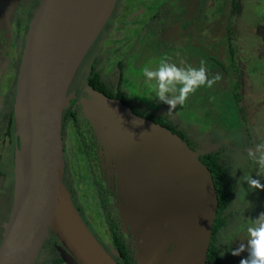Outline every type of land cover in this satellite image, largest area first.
<instances>
[{"label": "water", "instance_id": "95a60500", "mask_svg": "<svg viewBox=\"0 0 264 264\" xmlns=\"http://www.w3.org/2000/svg\"><path fill=\"white\" fill-rule=\"evenodd\" d=\"M18 0H0L10 35ZM117 0H37L15 82L19 140L0 264H33L51 233L65 264H119L90 231L63 180L62 116L71 81ZM79 98L114 185L137 264H205L218 197L197 149L89 84ZM23 157L25 167L17 158Z\"/></svg>", "mask_w": 264, "mask_h": 264}, {"label": "rangeland", "instance_id": "374dc122", "mask_svg": "<svg viewBox=\"0 0 264 264\" xmlns=\"http://www.w3.org/2000/svg\"><path fill=\"white\" fill-rule=\"evenodd\" d=\"M156 1L126 0L122 13L120 9L121 18L119 19L118 16L113 18L107 28L108 31L112 26L115 29L110 32L107 29L105 32L100 31L101 33L99 32L92 43L77 68L76 83L72 87H76V90L82 87L84 91L87 87L84 78L88 73L89 63L93 59L96 60V68L100 69V77L109 84L116 83L118 75L120 76L118 71L120 68L124 79L121 86L126 92L127 99L137 104L135 108L165 115L177 128L183 129L182 131L186 133L187 138L199 153L223 145L227 147L226 150L225 147L223 148L224 159L229 166L231 178L236 181V184L238 183L230 209L237 210V213L229 219V225L218 233L217 244L223 249L225 261L240 264V261L248 256L247 251L240 255H233L232 250L238 248L240 243L247 242V227L253 219L264 213V189L261 192L257 191L258 194H255V191L252 193L253 191L251 192L249 185L245 182L249 175L258 178L256 177L257 168L252 161H248L247 151L257 144L258 139L264 140V54L254 57V54L264 49V40L259 37L264 36V0H237L240 3V14L236 16V19L230 12L232 0H158L157 3ZM140 5L146 7L145 13L136 14L133 20L127 22L125 18L128 12ZM155 10L157 12L148 17V14ZM16 15L20 18L19 12ZM233 21H236L235 33H237L234 41L229 42L226 38L219 40L220 33L226 35L227 25ZM126 22L127 28H125ZM143 23L145 26L141 28L140 33L135 34L139 30L137 26H143ZM254 26L262 31L257 34L258 36L253 30ZM212 39L217 40L213 45ZM233 43L237 44V48L233 46ZM254 50L257 52L254 53ZM234 52H237V55L232 62ZM12 56L15 60L19 59L18 55ZM207 57H215V59L210 62L206 60ZM239 57L240 61L237 63ZM7 58L11 59V55L7 54ZM162 59L180 66L191 65L196 68L200 66V61L204 60L208 72L220 74L221 78L210 88L206 86L197 88L189 94L183 105L177 104L175 108L168 111L169 106L156 99L155 92L145 85L143 76L144 67H156ZM116 61L120 62L122 68ZM237 79L239 85L235 88ZM67 95L69 101V98L76 94L72 91ZM228 103L239 111L238 114L233 111L227 119H224L226 113H223V109ZM2 112L3 109L0 110V114ZM77 112L78 125L84 128L85 116L81 105ZM213 119L220 123L213 122ZM11 134L13 135V131L10 128L8 136ZM236 135L237 143L229 144L231 137V141L235 142L233 138ZM8 138L12 144L13 137ZM73 146L74 149L78 147L76 139H73ZM0 151L2 169L8 177H12L11 169L15 154L2 148ZM17 162L19 166L25 167L24 159L20 155ZM78 168L88 171V165H84L83 161ZM9 180L11 184L12 180ZM74 182L76 193L77 191L79 193V201L82 203L85 198L89 200L88 204L91 207L96 206L93 195H91L93 197L81 195V189L88 184H83L84 187L80 188L77 177L74 178ZM4 196L0 199V206L3 204ZM8 197L10 198V195ZM109 197L108 206L118 220L123 235L131 241L130 246L135 254L134 235L128 226L123 227L119 219L115 190ZM9 204L10 202L7 203V207ZM238 210L242 212L238 213ZM89 212L95 218L98 217L99 223L104 227L101 207L91 209ZM84 220L87 221L85 218ZM6 223L2 225V228L0 227V241L4 236ZM103 229L105 230V227ZM54 258L53 254L45 256L40 264H53Z\"/></svg>", "mask_w": 264, "mask_h": 264}, {"label": "trees", "instance_id": "16d2710c", "mask_svg": "<svg viewBox=\"0 0 264 264\" xmlns=\"http://www.w3.org/2000/svg\"><path fill=\"white\" fill-rule=\"evenodd\" d=\"M126 2V0H117L116 4L110 14V16L108 17L105 25L103 26V29L101 30V32H105L107 27L109 26V23L111 20H113L114 16H118L119 18H121L120 14L122 13V9H123V5ZM159 2L158 0L156 1V3ZM238 5V3H237ZM237 5H234L235 8H237ZM120 9H121V13H120ZM157 12V10L152 11L151 13H153L152 15H154ZM119 13V14H118ZM232 24H228L227 25V34L232 33ZM100 32V33H101ZM231 42V41H230ZM234 46V45H233ZM231 50H234L232 47H230ZM232 62H234V58H232ZM96 60L93 59L91 66L89 68L88 74L86 76V83L89 84L90 86H92L93 88L105 93L107 96L109 97H114V98H118L120 100H122L124 103H127V96H126V92L122 89V82H124V79L122 77V74L120 73V76L117 80V85H115L114 87L112 85H109L107 82H105L104 80H102L100 78V69L96 68ZM237 71V70H236ZM240 75V73H239ZM237 85H235V88L238 87V82L239 80H236ZM76 99L77 98H71V100H69L68 102V106L66 107L65 111L63 112V128L64 131L67 132L68 134L70 133L69 127L72 126V129L74 131V133L76 134V140L78 143V147L76 149H71V142L67 143V146L65 148V153H64V159L67 163V165L63 168V173L65 175L64 181L66 183V187L68 188V190L70 189V193L72 194V197L75 196V198H79V193L77 191V193L75 192V182H74V178H78L79 183H80V188H83L85 184V180L88 176V172L87 171H82V169L78 168V166L80 165V163L83 161V164L85 165H94L96 164V160H97V156L95 154V150H94V144L93 142H89L88 138V133H85L80 131L79 133H77L74 130V127L76 125V111L75 109L72 108V106L74 104H76ZM10 107L12 102L10 103ZM78 104V103H77ZM131 108L133 109V111L141 116L147 117V118H151L161 124H163L164 126H166L167 128L171 129L173 132H176L177 134H179L185 141H187V143L189 144L190 147L194 148L193 143L187 138L186 134L184 131H182L181 129L177 128V126L172 123L165 115H157L149 110L143 109V110H139L137 108H135L132 104H131ZM232 110V111H230ZM240 110L243 111V108L240 107ZM11 111V110H10ZM234 111V113L236 112L238 114L239 109H235L234 106H232L230 103L226 104L224 109H223V113H226V116L224 117V119H227L228 115L231 114ZM221 113V112H220ZM241 115L244 117V119H246V117L244 116V114L241 112ZM9 119H12V113L10 112L9 115ZM213 122L219 124L220 121L218 122V120L213 119ZM74 125V127H73ZM216 125V124H215ZM75 138V137H74ZM72 139V138H71ZM232 137L229 140V144L231 142V144H235L237 143V135L236 137L233 138V141H231ZM264 141L263 139H258L257 143H260ZM225 147L226 150V146H219L213 150H210L208 152H204L202 154H200V159L201 161L209 168L212 179H213V183L216 189V193H217V197H218V206H217V211H216V216L214 218L213 221V225H212V230H211V239H210V243H209V247L207 250V254H206V261L205 264H232L229 263L227 261L224 260V256H223V252H222V247H220L217 244V235L218 233L225 229L230 221L229 219L231 217L234 216L235 213H237V210H232L230 209V204H231V200L234 197V194L237 190V186L238 183L236 184V181H233L234 179L231 178L230 175V171H229V166L226 163L225 159H224V152H223V148ZM248 161L251 162V160L248 158ZM94 168L95 167H88V171L91 172L93 174V177H95V173H94ZM259 178V177H258ZM261 183L264 184V170H261ZM95 181V180H93ZM86 184H88L87 186H85L83 189H81V195L84 197L86 195L87 196H91V195H95L94 191L92 190V188L94 189V187H96L94 182L91 181H86ZM249 189H251V192L255 194H258L257 191H260L262 189H253L250 185L248 187ZM97 193H98V198H94L93 196V201H95V205H92V207L88 204L89 200H85V198H83L82 203L78 200L76 201L77 203L75 204V207L80 210H82V212L84 211V208H86L85 211H90L91 209L94 210V208H98L99 206H101L102 208V212L101 215H103L104 217V224L106 227V231H107V235L109 236V238L106 239V241H108L110 243V246L112 249H114L117 252V255H115V259L118 261L119 264H137L136 258L134 256V251L131 248L129 242L124 238L123 234L121 233L120 229H119V225L118 222L116 221V217L112 214V211L110 210V208L108 207L109 205V193H105L104 190L102 189V184H100V182L97 184ZM253 195V194H252ZM260 195V194H259ZM252 197V196H251ZM261 198V195H260ZM89 209V210H88ZM79 211V210H78ZM236 211V212H235ZM241 210H238V213H241ZM103 230H101V236L105 237L103 235ZM106 235V237H107ZM51 238L56 239L55 236L53 235V233H51ZM45 249L50 247V252L54 254L55 258L53 260L54 263H59L61 262V259L57 253V251L55 250V248L53 247V245L51 244L50 240H46L45 242ZM105 245V244H104ZM107 247V246H105ZM108 248V247H107ZM49 249V248H48Z\"/></svg>", "mask_w": 264, "mask_h": 264}, {"label": "flooded vegetation", "instance_id": "af4514ba", "mask_svg": "<svg viewBox=\"0 0 264 264\" xmlns=\"http://www.w3.org/2000/svg\"><path fill=\"white\" fill-rule=\"evenodd\" d=\"M237 3H238V5H237ZM36 5H37V0H18L17 1V5L15 7V11H14L13 17L11 19V25H10L11 33H10V35H8V33L5 32L3 29H0V110L3 109V112L0 114V120H1V125H2V127L0 128V130H1L0 134L2 135V137L0 138V148H2V150L8 151L10 153L14 152V154H15L16 150L19 148V145H20L19 140H18V136L16 134V130H15V124H14L15 123V120H14V118H15L14 117L15 82H16V76H17L18 66H19V62H20L23 42H24L25 31H26V28H27L28 21H29L31 15H32ZM234 5H237V8H235ZM145 9H146L145 6L140 5V6H138V7H136L134 9V10H136V12H134V10H130L128 12L126 18H125L126 21L129 22L130 20H133L135 18V16H137L136 14H140V15L144 14L145 13ZM17 12H19L20 18H19V16L16 15ZM132 12H134V13L131 14ZM230 12H231V14H233L235 16V19H236V16L240 14V3L237 0H232L231 1ZM152 14L153 13L150 12L148 14V17H150L149 15H152ZM218 17H220V16H218ZM114 18H116V17H114ZM213 20H214V18L212 19V21ZM216 20H217V18H216ZM127 22H126L127 26L125 28L128 27V23ZM143 24H142L143 26H140V25L137 26V29H139V30L135 34H137V33L139 34L140 33L141 28L145 26V23H143ZM230 24L233 25L232 26V33L231 34H226V35L224 33H220L219 40H224L226 38V40L229 41V42L230 41H234V39H235V37L237 35V33H235L236 21H233V23L231 22ZM116 25H117V23H116ZM107 28H109V26ZM253 28H254L253 30L255 32V35H257L259 32H262L260 29H256L255 26ZM113 29H115V27L112 26L111 29L109 31L107 29V31L110 32ZM259 37L264 40V36H259ZM209 39H210V37L208 38V40ZM115 40H117V39H115ZM215 41H217V40H214V39L211 40L212 45L214 44ZM233 45H234L235 48H237V44L235 45L233 43ZM229 49H230V47H229ZM255 52H257V51L254 50V53ZM234 53L235 54H232V56L235 59V57L237 55V52H234ZM7 54L11 55V59H9L10 57L7 58ZM263 54H264V49L258 51L257 54H254L255 55L254 57L262 56ZM12 55H18L19 59L15 60L14 56H12ZM213 59H215V57H211V58L207 57L206 60L207 61L210 60V62H211V61H214ZM10 60H11V62H10ZM92 61L89 63L88 71H89V68L91 66ZM239 61H240V57H239V59H237V63ZM117 63L120 64V62H117ZM120 67L122 68L121 64H120ZM209 68H210V66H209ZM118 71H119V73H121V69L120 68H118ZM86 76L84 78L85 82H86ZM118 78H119V75L117 77V80H118ZM101 79L104 80L103 78H101ZM105 82H107V81H105ZM75 83H76V81H75V75H74L73 80L71 81L70 86L68 88V92H67L68 94H70L72 91H75V94H76L75 96H71L69 98V100H71V98H77L76 101H75L76 104H74L72 106V108L75 109V111H76V125H75V127L73 125V127H74V130L77 133H79L80 131L82 132V134L84 132L85 135H86V133H88V136H89L88 140H89V142H93L95 154L97 156V153H98L97 151L101 147L98 145L97 140H96L93 132L91 131V128H90V125H89L87 119L84 118V128H80L79 125H78V120L79 119H78V112L77 111H78V108L80 107L78 99L82 95L84 96L85 92L83 91L82 87L79 90H76V87H72L73 84H75ZM109 85H112L114 87L115 85H117V81H116L115 84H109ZM127 101H128L127 104L131 107V104L129 102L133 103V101H129L128 99H127ZM9 102L10 103L12 102L11 107H10ZM132 105L135 106L137 104L133 103ZM65 109L66 108H64V111H65ZM10 112L12 113V119H9L10 118L9 117ZM157 115H160V114H157ZM10 128L13 131V135L11 134L10 136H8ZM69 130H70L71 134H68L67 132L64 131V128H63V116H62L63 159L65 157L64 153H65V148L67 146V143L71 142V146L70 147H71L72 150L74 149L73 139L74 140L76 139V134L74 133V131L72 129V126L69 127ZM8 137H13L12 144L10 143L11 141H10V139ZM200 154H202V153H200ZM14 161H15V158L13 159V162H12V169H11V170H13L12 177H8V174H6L5 170L2 169L3 162L0 160V191L2 192V193H0V199L3 198V196L5 195L3 204L0 206V227L1 228H2L3 224L8 222L9 217H10V211H11V206H12V193L14 191V181H15ZM66 161H68V160H66ZM66 161L64 159L63 168L67 165ZM92 166L95 167L94 168V173H95L96 176L93 177V174L91 172L87 171L88 172V176H87V178H86L84 183L86 184V181H91V182L95 183L96 187H94V189L92 188V190L94 191V194H95L94 197H96V198H98L97 184L99 182H100V184H102V189L104 190V192L105 193H109V196L112 195L113 192H114V185H112L113 179H111V177H109L106 173H104V174L102 173L101 165L99 164V160H98V156H97V160H96L95 166L94 165H91V166L88 165L89 170H90V167H92ZM64 178H65V175L63 173V180H64ZM9 179L12 180L11 184H10V180ZM93 180H95V181H93ZM64 183H65V181H64ZM65 185H66V183H65ZM69 193H70V189H69ZM8 195H10V198L8 197ZM70 197H71V200H72V202H73V204L75 206V204L77 203L76 201H78L79 199L78 198L76 199L75 196L72 197L71 193H70ZM8 202H10V204L7 207V203ZM99 207H101V206H99ZM83 208H84L83 212H82V210L78 209L79 210L78 212L81 215L82 219L84 220V218H85L87 220V221L84 220V222L86 223V225L88 226L90 231L97 238V240L102 244V246L115 259L114 256L117 255V252L114 249H112L111 247H109L110 243L108 241H106V239L109 238V236L107 235V231H106V227H105L104 221H103V224H104L105 230L103 231V235L105 237H102L101 236V230H103L104 227L99 223L98 217L95 218L93 215L90 214L89 211H85L86 210L85 207H83ZM101 212H102V208H101ZM112 214H113V212H112ZM116 221L118 222L117 219H116ZM119 229H120L121 233L123 234L120 226H119ZM1 233H3V232H1ZM50 235H49V237H47L45 239V242H46V240H50L51 244L55 248V245L58 244V241L56 239L51 238ZM106 235H107V237H106ZM124 238H125V236H124ZM45 242H44L43 247L40 250V253H39L36 261L33 264H40L41 261L45 258V256L48 257V255L53 254V253L50 252V247H48L49 249L48 248L45 249V246H46ZM129 244H131V241L129 242ZM105 246H107L108 248L105 247ZM55 250H56V248H55ZM134 256H135V254H134ZM53 264H56V263L53 262ZM57 264H65V263L61 260V262H59Z\"/></svg>", "mask_w": 264, "mask_h": 264}, {"label": "clouds", "instance_id": "9594fccd", "mask_svg": "<svg viewBox=\"0 0 264 264\" xmlns=\"http://www.w3.org/2000/svg\"><path fill=\"white\" fill-rule=\"evenodd\" d=\"M144 83L155 92L160 102L169 106V110L177 104L183 105L190 93L201 86L212 87L220 80V74H210L206 62L200 61L198 68L191 65L184 67L162 59L158 66L143 68ZM211 77V78H210ZM248 158L255 164L258 174L254 178L249 175L246 183L253 189H264L261 183L260 170H264V141L257 143L247 151ZM247 242L240 243L238 248L232 250L233 255H240L247 251L248 256L240 264H264V213L252 220L247 227Z\"/></svg>", "mask_w": 264, "mask_h": 264}]
</instances>
